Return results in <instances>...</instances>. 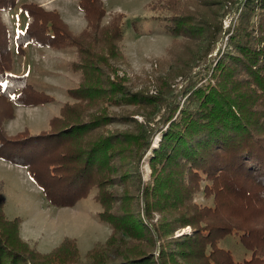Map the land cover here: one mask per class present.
I'll return each mask as SVG.
<instances>
[{
    "label": "trees",
    "instance_id": "trees-1",
    "mask_svg": "<svg viewBox=\"0 0 264 264\" xmlns=\"http://www.w3.org/2000/svg\"><path fill=\"white\" fill-rule=\"evenodd\" d=\"M224 1L149 2L156 17L164 12L163 29L184 38L154 92L118 71L125 57L121 12L103 21L101 0H78L85 25L74 32L56 10L21 3L30 20L14 39L17 52L28 42L72 48L68 67L79 75L46 128L10 134L3 122L15 106L52 97L26 74L11 73L1 11L16 0H0V159L25 167L53 206L71 207L94 192L96 214L110 226L83 254L69 236L41 252L22 238V219L5 213L0 195V264H264V0H233L239 13L225 28ZM127 106L142 119L114 126L131 117ZM146 155L150 176L142 182L138 165ZM201 182L211 205L193 200ZM226 236L250 255L238 260L219 246Z\"/></svg>",
    "mask_w": 264,
    "mask_h": 264
},
{
    "label": "rangeland",
    "instance_id": "rangeland-1",
    "mask_svg": "<svg viewBox=\"0 0 264 264\" xmlns=\"http://www.w3.org/2000/svg\"><path fill=\"white\" fill-rule=\"evenodd\" d=\"M150 1L154 0H101L105 10L103 21L108 20L114 12H121L123 15L124 38L121 48L125 57L119 64V73L130 78L134 87L154 92L155 78L164 73L172 61L182 54L181 42L184 38L169 34L163 29L160 18L164 12H161L160 18L156 17V13L148 8ZM189 1L180 0L179 4L187 5ZM24 2L56 10L74 32L80 31L85 25L78 0H16L13 8L1 11L8 30L11 73L26 74L33 87L52 97L50 102L44 104L15 106L13 118L3 122L10 134L24 128L32 133L46 128L49 118L58 113L64 101L70 100L67 89L76 85L79 75L68 67V62L75 57L72 48L56 49L28 42L23 47V53L17 52L14 39L30 20L20 9V4ZM238 9L233 0L224 1L220 17L224 28L234 23ZM224 43V38L215 42L213 55L216 50H221ZM181 84V79L177 78L176 86L180 87ZM125 108L131 117L113 124L122 129L133 126L132 119H142L140 114L131 113L134 107ZM153 118L157 119V116L154 115ZM159 138V134L153 137V146L157 145ZM138 171L142 182H146L150 176L147 155L140 160ZM201 185L193 200L198 204L211 205L212 200L204 194V182ZM93 194L91 192L87 197L79 199L71 207L53 206L44 198L25 167L0 159V195L5 200L4 211L9 217L18 216L22 219L20 235L38 251H49L64 236H69L75 239L80 254H83L93 242L103 241L109 235L110 226L100 221L96 214L100 210V204ZM156 217L157 214L154 219ZM189 229L190 226L187 225L176 230L175 234L188 232ZM218 245L230 249L238 260L250 255L233 236L219 240Z\"/></svg>",
    "mask_w": 264,
    "mask_h": 264
}]
</instances>
